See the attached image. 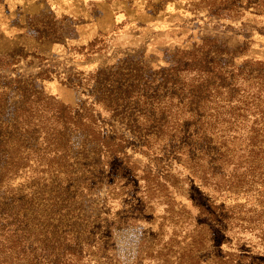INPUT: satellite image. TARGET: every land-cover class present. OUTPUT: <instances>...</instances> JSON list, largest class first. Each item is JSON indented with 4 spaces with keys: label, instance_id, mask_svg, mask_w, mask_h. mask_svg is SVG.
I'll list each match as a JSON object with an SVG mask.
<instances>
[{
    "label": "rangeland",
    "instance_id": "rangeland-1",
    "mask_svg": "<svg viewBox=\"0 0 264 264\" xmlns=\"http://www.w3.org/2000/svg\"><path fill=\"white\" fill-rule=\"evenodd\" d=\"M179 7L152 32L110 31L101 43L106 51L89 64L73 37L31 50L29 41L12 43L0 29V86L9 74L19 80L5 89L4 106L0 101V171L2 153L17 146L12 136L2 146L10 132L3 124L12 122L23 106L21 90L32 85L76 112L82 101H93L91 91L111 93L94 107L97 125L127 139L121 154L98 160L84 134L70 129L69 157L43 159L51 161L47 167L26 163L32 151L24 139L19 167L0 181V237L13 239V233L21 250L34 251L45 264H161L165 253L172 262L203 231V261L218 249L232 253L233 264H264V12L250 7L232 19L228 10L213 15L197 0ZM56 20L26 15L22 32L28 40L57 37ZM202 39L224 49L205 58H217L227 73L241 68L248 80L228 74L209 81L168 69ZM46 66L49 79L28 78ZM201 127L225 142L220 152L230 147L229 161L210 159L213 144L203 141L208 134ZM21 198L29 205L12 215ZM209 203L217 206L212 214L199 210ZM227 207L233 212L225 222Z\"/></svg>",
    "mask_w": 264,
    "mask_h": 264
},
{
    "label": "trees",
    "instance_id": "trees-1",
    "mask_svg": "<svg viewBox=\"0 0 264 264\" xmlns=\"http://www.w3.org/2000/svg\"><path fill=\"white\" fill-rule=\"evenodd\" d=\"M197 5L205 8L213 15H219L221 10H228L231 12L230 16L232 19L245 16L246 10L250 7L254 10L253 13L257 15H261L264 12V0H198ZM215 42V39H202L199 45L193 47L191 50L185 51L187 55L179 56V60L170 65L168 69L187 71V73L193 75V77L204 76L209 81L213 79H222L224 75L228 74L248 80L241 68L227 73V71L222 69L221 65H219V60L217 58L212 57L211 60L205 58L208 52H219L224 50L223 48L214 46ZM100 43H102V39L95 38L86 45L77 47V50L83 52L84 55L87 56L93 52H100ZM207 60L210 61V63H207ZM12 61L15 63L17 59H13ZM0 67L2 66L0 65ZM49 71L47 66L45 68H39L34 74L28 75V78L49 79L51 76ZM4 78L6 79L3 82V86H0V101L3 106L5 104V99L3 98L5 89L7 86L11 85L17 87L19 82L15 74L6 75ZM225 80L220 83H223ZM232 83L233 81L230 82V84ZM79 84L80 79L79 83L78 81L72 83V85L76 87H78ZM258 84L261 89L262 85L259 81ZM211 85L213 86V83ZM21 92L24 95L23 106L14 110L11 123L3 124L4 127L8 128H2L3 132L10 130L9 136L2 139V146L4 147L9 144L8 142L12 141V139L9 138L10 136L13 137V144L15 143L17 146L15 150L11 151L9 147V149H5V153H2L5 159L4 165L0 171V181H3L5 178L7 179L9 174H13V172H9L10 168H14L15 170V168L19 167L23 158V155L20 153V147L24 139L29 140V149L32 151L31 158L28 159L26 155V163L32 160V164H35L37 167H41V165L46 167L50 166L51 161H42L48 157H53L55 159L69 157L71 145L67 133L70 129L81 131L84 134L85 140L92 144L90 148L92 154H97L98 160L100 155L111 157L123 152L127 139L117 132L115 134L103 133L100 129V125H97V118L94 116L95 112L93 110H96V108H94L95 105L101 101L104 103L110 100L111 93H106V91L103 90L99 95H96L95 91H91L89 96H94L93 101H90V103H86L88 99L82 101L76 112L68 104L61 102L53 95L47 94L41 89L35 88L33 85L29 90L22 89ZM104 106H106V108H111L108 105ZM196 106L197 108H201L197 104ZM210 122L212 121H207L206 123ZM207 126L208 128H213L212 124H207ZM172 128L178 130V127L175 125H172ZM201 129L203 131L201 134L204 136L208 134V132H206V127H201ZM160 131V133H162V129ZM177 133L178 132H176V134ZM212 135L213 130L209 131L205 139L202 138L203 141L206 140L209 141L210 144H213V146H209L211 152L209 155L211 157L210 159L219 162V164L229 161L228 158L232 153L230 147H226L223 152H220L223 146H225V142L216 140ZM145 144L147 147L150 145L148 141H146ZM15 163L19 165L16 167ZM23 200V198L19 199L17 208H15V213L12 215H19L25 204L29 205L28 201L24 203ZM211 205V203H209V207L198 205V208L201 211H207L209 214H212L213 210H217V206L214 205L211 207ZM227 208L229 209L225 210L226 215L223 218L225 222L233 212L232 208ZM2 212L6 213V210ZM2 228L3 225H0L1 234L3 232ZM198 233V235H192L191 239L186 242V247H183L176 253L172 262L169 261L170 256L165 253L161 264H233L234 258L232 257V253L220 251L218 249H214V252L207 257L208 262L203 261L206 257L203 258L201 256L199 249L204 247L205 241L207 240V233L203 231H198ZM12 236L15 240L11 239L9 236H7V238L0 237V264H45L43 260L39 259V257L34 254V251L25 252V250H21L17 244V241L20 240L16 239L13 233ZM71 252L74 251L69 250L68 253L72 254ZM161 254L162 253L159 251L158 255ZM69 258V260L73 259L72 256Z\"/></svg>",
    "mask_w": 264,
    "mask_h": 264
},
{
    "label": "crops",
    "instance_id": "crops-1",
    "mask_svg": "<svg viewBox=\"0 0 264 264\" xmlns=\"http://www.w3.org/2000/svg\"><path fill=\"white\" fill-rule=\"evenodd\" d=\"M186 1L188 0H0V29L8 30L6 35L12 43L24 45L29 41L31 50H41V47L55 42L60 44L58 42L67 36L75 38L81 43L80 46L95 38H101L103 43L107 33L119 28L129 34L140 30L154 31L165 25L171 15L180 13L179 4ZM26 15L41 17L45 21L54 22L57 19L56 29L61 31L58 32L59 36L47 34L41 39L28 40L22 32ZM60 21L63 23H59ZM68 31H73V35ZM142 42L154 44L156 41L146 38ZM102 46L101 44L100 52L87 56L83 52H77L82 55L85 64H89L90 61L87 60L91 56L106 51Z\"/></svg>",
    "mask_w": 264,
    "mask_h": 264
}]
</instances>
